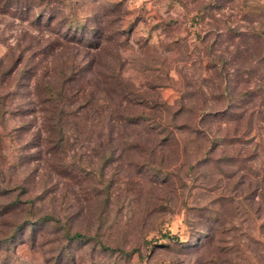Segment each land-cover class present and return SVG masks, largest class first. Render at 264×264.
<instances>
[{"label":"rangeland","instance_id":"rangeland-1","mask_svg":"<svg viewBox=\"0 0 264 264\" xmlns=\"http://www.w3.org/2000/svg\"><path fill=\"white\" fill-rule=\"evenodd\" d=\"M57 2L69 24L56 31L58 45L47 47L45 55L38 45L44 48L47 43L35 42L49 38L47 31L38 34L29 21L0 15V70L10 67L12 54L15 58L23 54V69L35 72L39 80L48 79L52 74L46 73L54 64L60 66L67 59L88 64L96 52L87 43L96 42L101 28L104 50L97 62L103 63L104 72L119 68L134 89L170 106L183 98L195 111L201 100L204 128L215 142L224 131L232 134L237 127L222 116H209L227 109L225 96L231 112L253 115L262 109L264 61L256 59L264 56V0ZM73 25H83V31ZM28 41L36 47L29 48ZM22 82L21 104L29 102L27 91L34 85ZM15 114L0 123L5 140L0 144V168L6 184L15 177L25 188L16 193L35 201L42 211L38 216L49 214L59 221L54 227L41 221L26 229L27 236L39 229L43 246H20L14 258L18 264H257L248 248L259 250L249 236L259 237L255 223L235 221L209 243L218 209L217 192L210 186L214 165H199L190 181L173 167L177 155L172 148H154L151 155L144 154L147 160L119 144L112 146L115 155L108 161L92 147L68 149L64 162L58 160L60 155L42 150L20 154L23 139H14L13 134L32 117ZM253 122L251 130L241 131L245 150L264 146V125L256 116ZM183 138L186 164L206 152L199 144L192 145L188 134ZM28 154L36 155L20 161ZM165 173H178L185 181L172 186ZM5 204L6 199L0 201V206ZM66 230L83 238L65 241ZM168 234L176 239L166 238ZM63 243H68L69 251H64ZM100 243L114 251L102 249Z\"/></svg>","mask_w":264,"mask_h":264},{"label":"trees","instance_id":"trees-1","mask_svg":"<svg viewBox=\"0 0 264 264\" xmlns=\"http://www.w3.org/2000/svg\"><path fill=\"white\" fill-rule=\"evenodd\" d=\"M58 4L57 0H0V15L29 21L38 34L47 31L49 38H39L35 42L47 43L44 48L38 45L40 53L45 55L47 47L52 50L58 45L56 31L60 32L63 25L69 24ZM59 15L62 17L59 18ZM75 27L83 31V25ZM100 29L96 33V42L87 43L91 51L96 52L88 64H77L74 59H67L60 66L54 64L46 73L52 74L48 79L39 80L35 72L23 69L26 61L23 54L16 58L12 54L10 67L0 70V123L14 113L32 117L19 125L13 134L14 139H23L19 146L20 154L42 150L54 157L60 155L58 160L64 162L68 149L92 147L101 160L108 161L115 155L112 146L119 144L135 149L140 158L147 160L144 154L151 155L154 148H172L177 155L173 167L176 166L178 172H185V178L190 181L194 179L193 172L199 165H214L216 172L210 186L217 192L218 209L213 216L214 225L209 228V243L213 244L216 237L227 231L226 227L235 221L255 223L259 237L255 234L249 236L259 250L255 252L248 247L249 253L256 257L257 264H264V146H252L245 150L241 136L242 129L253 128V116L264 125V98L260 104L262 109L247 115L231 112L230 102L225 96L223 101L227 109L209 116H222L226 123L237 127L232 134L224 131L220 140L215 142L211 131L204 128L205 103L201 100L200 108L195 111L191 105L185 104L183 98L170 106L159 97L145 96L134 89L131 83L124 81L119 68L112 67L109 73H105L103 63L97 62L104 50ZM27 46L31 48L35 45L28 41ZM256 60L263 62L264 56ZM21 80L23 86L34 82L33 88L27 91L29 102L22 104L21 96H18L22 89ZM189 107L191 113L188 115ZM184 134L191 137L189 141L192 145L199 144L201 151L206 149L202 156L187 164L184 160L187 158ZM25 136L29 138L24 140ZM4 141L0 135V144ZM35 155L22 156L20 161L25 157L26 160L32 159ZM146 165L153 166L151 162ZM4 175V169L0 168V177H3L0 178V187H3L0 201L6 199L5 206H0V264H18L14 258L20 246H43L40 230L32 229L27 236L26 229L41 221H48L54 227L59 221L49 214L38 216L42 211L35 201L23 200L22 194L16 193L18 188L24 192V186L16 183L15 177H11L7 185ZM166 180L172 186L185 181L178 173ZM208 217L204 216L203 220L210 221ZM168 237L176 239L169 234ZM82 238L81 234H72L69 230L63 236L70 243ZM68 243H63L64 251H69ZM100 246L114 251L101 243Z\"/></svg>","mask_w":264,"mask_h":264}]
</instances>
